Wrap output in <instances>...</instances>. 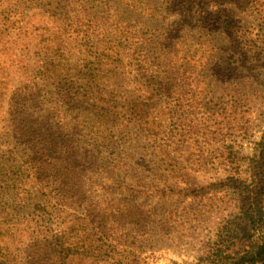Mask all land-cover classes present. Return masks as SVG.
<instances>
[{
    "label": "rangeland",
    "instance_id": "374dc122",
    "mask_svg": "<svg viewBox=\"0 0 264 264\" xmlns=\"http://www.w3.org/2000/svg\"><path fill=\"white\" fill-rule=\"evenodd\" d=\"M16 1L20 13L8 14L4 8L11 23L0 27V263L4 256L8 264H30L26 250L34 239L48 244V264H212L225 256L218 264H236L234 253L256 256L260 250L252 244L260 245L264 234V0H254L261 5L259 12L244 0L219 2L215 50L202 46L195 53L187 26L178 34L188 35L186 41L164 40L154 48L158 55L171 43L168 49L177 51L171 60L176 87L169 96L157 90L163 72L140 74L133 66V57H140L129 49H121L115 63L121 68L118 81L108 71L112 65L99 67L111 83H118L119 97H128L116 101L118 111L134 101L150 108L147 121L179 131L172 133L167 149L151 153L152 142L141 134L134 137L135 129L121 121V113L113 121L98 119L78 99L62 103L56 88L41 83L34 92L41 115L53 130L64 128H57L64 135H58L59 150L44 148L48 166L41 176L29 166L34 156L27 148L35 151L36 141L19 136L6 103L22 69L35 62L27 44L37 32L30 27L42 23L47 7L41 11L28 6L29 0ZM142 1L133 12H119L123 24H116L118 31L107 26L104 33L94 26L112 23V18L103 19L113 14V0H69L67 9L80 14V30L90 37L78 46L72 30L63 36L64 45L74 50V70L84 51L122 42L118 32L131 24L143 35L157 29L161 40L172 34L178 10L160 7L158 0L156 7L166 19L156 24L142 12L154 0ZM72 150L75 155H68ZM125 152L133 159L126 161L133 172L119 166L116 155ZM60 158L67 170L51 167ZM67 184L73 196L61 202L60 194L69 195L62 187ZM38 202L42 204L33 211ZM61 203H67L66 213L58 212ZM89 203L104 209L108 221H120L119 232L115 228L109 240L81 225ZM128 206L137 214L129 225L122 215ZM64 231L68 234L59 238ZM64 240L79 254L63 259L59 243ZM85 251L88 256H82ZM255 264H264V256Z\"/></svg>",
    "mask_w": 264,
    "mask_h": 264
},
{
    "label": "trees",
    "instance_id": "16d2710c",
    "mask_svg": "<svg viewBox=\"0 0 264 264\" xmlns=\"http://www.w3.org/2000/svg\"><path fill=\"white\" fill-rule=\"evenodd\" d=\"M157 1L158 0H154V2L145 3L142 12L149 17H152V19L154 17V23L161 24L165 21L166 17L162 15L163 9H161L160 12V9H157V3L160 2L161 5H164L160 7H174L178 10L177 14L179 15V18L182 17L183 20L179 22V18L175 19L174 22L176 25L173 28L174 31L172 34L168 32L163 40H161V35L158 34L157 29H149L146 34L143 35L136 30L135 25L130 23L131 25L124 27L122 31L118 32L120 36L119 38L122 42L108 43L105 47L95 49L93 52L90 50L84 51L86 55L80 59L78 67L74 70L73 64L71 63V52H74V50L72 49V51H70L69 47L64 45L63 36L69 33V30H72V33H75V36L79 38L77 42L78 46L83 45L82 42H86L87 39L90 38L87 35L86 30H80V27L83 26L80 24V21H78L80 14H76L73 9H67V3L69 0H29V4L32 5L28 6L41 8V11L42 8L47 7V9L42 12L46 22L43 23L42 20L45 19L41 18L40 20L42 23H38L36 27H30L33 31L37 32L35 38L31 39L27 44L31 47L35 62L22 69L23 71L19 75L21 80H19L18 86H16L11 92L6 107L8 114L13 115L15 123L18 124L19 128H17L16 131L19 136H22V139L29 138L30 140L36 141L34 143L36 148L35 151L33 148L31 150L27 148L34 156L33 159L31 158L29 165L34 175L41 176L43 171L46 170L48 164H46L44 159L47 156L45 155L44 148L46 146H52L59 150L57 146L59 141L58 135L62 136L63 134L57 128L64 129L60 126L54 127L56 130H53L48 121L44 119L45 117L41 115L42 105L34 93L35 89L41 83H43L45 87L49 86L56 88L59 92V98L62 103L67 102L65 104H70L75 99H78L80 103L89 107L90 112L98 119L113 121L115 118H118L121 113V121L126 122L127 125L131 124L135 129L134 137H138L140 136L138 134H141L145 139H149L152 142L153 146L151 147V153L153 150H160L161 148L167 149L172 145L174 136L172 133H178L179 131L174 132L175 127H165L168 129L166 130L160 124L153 123L154 121L151 123L147 121V112H150L149 107H141L138 103L132 101L124 111H118L121 110V107L116 104V101H124L127 100L128 97H119L120 95L117 94L120 93L118 90L119 85L118 83H111L110 76L114 73L118 81L120 76L119 70L121 68L118 65L115 66V63L120 62L119 58L122 56L121 49H129L132 51V54L136 53L140 57H133V66H135L140 74L151 73V70L153 69L163 72L159 82H157V90L159 91L160 96H169L173 93L174 87H176L174 84L175 79L172 78L175 72H173L171 60H176L175 57L177 56V51L174 50V48L168 49L171 43L168 44V47L165 48V50L162 49L159 51L158 55H156L154 48H159L164 40L171 42L172 40H178L181 38L186 41V36L188 35L184 34L182 37L178 34L184 31L183 26H187L194 34V37L191 39L190 48H193L195 53H197L202 46H207L215 50L217 45V26L220 20L217 5L220 6L219 2L224 0ZM244 1H246V4L248 3L252 6L254 11H260L259 9L261 8V5H259L257 1ZM142 2V0H113V5H116L115 9L112 11L113 14L111 15V12H109L110 15L107 13L106 19H103L104 23H107V19L109 21L110 18H112V23L109 25L107 24L104 27L102 23L99 24L97 21L98 24L94 26V29H99L101 32L105 33V28L108 26L110 29H114V32L118 31L116 24L122 23L119 12L122 10L125 12L129 10L133 12L134 6L136 4H141ZM7 5L9 9L6 7ZM18 5L19 2L16 0H0V27L11 23L8 15L4 12V8L8 11V14L20 13L18 9L20 7L22 8V6L16 8ZM55 5L60 6L54 8ZM208 6L210 9H208ZM51 9L56 11L47 13L51 11ZM58 10H60V12ZM157 10L159 13L155 14ZM108 11H110V8H108ZM175 12L176 11L173 13ZM69 14H72L73 17L70 18ZM87 14L89 13H86V16ZM100 19L102 20V17H100ZM81 20H86V18L83 16ZM126 28H128V30ZM79 34H82V37ZM133 42L135 43L133 44ZM121 44L123 45L121 46ZM107 63L108 65H112L111 69L108 70L110 71L109 77L107 75L103 76L99 68L101 65L106 66ZM112 86L115 87L109 90ZM49 107L51 108V106ZM126 128L127 127H124V129ZM62 137H64V135ZM104 141H106V138H104ZM63 154H65V152ZM68 155H75L74 150L70 151ZM116 156L119 157V166L127 168L126 170L133 172L131 166L128 165L127 167L126 165V161L132 163L133 160L130 153L125 152L122 154L123 157L120 155ZM59 160H54L51 167H58L67 170L66 167L68 166V163L61 162L63 160L62 158ZM62 187L65 188V192H68L69 195L66 197L60 194V196H62L61 202L71 198L69 196H73V188L69 184ZM41 204L42 203L38 202L33 205V211H35V209ZM96 206L97 204L89 203L88 209L85 211L84 217L81 219V222H83L81 225H84L88 230L97 231L104 239L109 240L113 231H115L114 229L116 228L118 231L120 221H115L113 219L108 221L104 209H98ZM66 208H68L67 203H61L59 204L58 212L66 213L64 210ZM108 210L115 212L111 206L108 207ZM122 215L125 217L126 224L129 225L133 224L132 220L136 218L137 214L133 208L128 206L123 210ZM109 218L113 217L109 215ZM251 219H253V217ZM64 229H67V227H64ZM67 234L68 233H65L64 231L59 238H61L62 235L65 236ZM261 236L260 245L258 242L252 244V246L255 245L260 250L257 255L253 256L252 253L250 254L248 252L243 254L242 251L234 253L236 255L234 257L236 264H244V262L255 264L258 261H262L264 256V234ZM34 240H31L27 247L26 259L29 260L30 264H48L45 260L48 244L44 247L41 243ZM59 245L63 259H69L79 254L75 252L77 251L76 247L73 248V246L65 240L62 243H59ZM86 252L87 251L82 253V256H88ZM225 257L223 259L218 257V260L214 258L211 263L218 264L219 262H222V260L225 261V259L228 258V256ZM0 264H8L4 256L2 263Z\"/></svg>",
    "mask_w": 264,
    "mask_h": 264
}]
</instances>
